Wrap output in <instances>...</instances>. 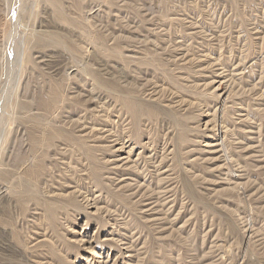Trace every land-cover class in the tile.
Listing matches in <instances>:
<instances>
[{
	"label": "rangeland",
	"instance_id": "rangeland-1",
	"mask_svg": "<svg viewBox=\"0 0 264 264\" xmlns=\"http://www.w3.org/2000/svg\"><path fill=\"white\" fill-rule=\"evenodd\" d=\"M0 264H264V0H0Z\"/></svg>",
	"mask_w": 264,
	"mask_h": 264
},
{
	"label": "bare ground",
	"instance_id": "bare-ground-1",
	"mask_svg": "<svg viewBox=\"0 0 264 264\" xmlns=\"http://www.w3.org/2000/svg\"><path fill=\"white\" fill-rule=\"evenodd\" d=\"M134 113V112H133ZM136 113V112H135ZM222 150V149H221ZM224 150V149H223ZM225 151V150H224ZM226 153V152H225Z\"/></svg>",
	"mask_w": 264,
	"mask_h": 264
}]
</instances>
